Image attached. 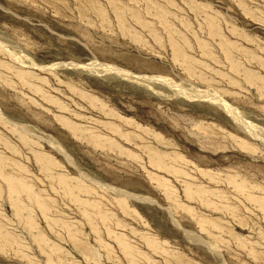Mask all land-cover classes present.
<instances>
[{
	"label": "rangeland",
	"instance_id": "rangeland-1",
	"mask_svg": "<svg viewBox=\"0 0 264 264\" xmlns=\"http://www.w3.org/2000/svg\"><path fill=\"white\" fill-rule=\"evenodd\" d=\"M0 110V264H264V0H0Z\"/></svg>",
	"mask_w": 264,
	"mask_h": 264
},
{
	"label": "bare ground",
	"instance_id": "bare-ground-1",
	"mask_svg": "<svg viewBox=\"0 0 264 264\" xmlns=\"http://www.w3.org/2000/svg\"><path fill=\"white\" fill-rule=\"evenodd\" d=\"M95 63H97V64H95ZM94 64L92 63V64H89V66L91 67H95L94 65H97L98 67H100V68H103V70L104 71H107V70H110L109 72H111V70H112V72H117L119 75L120 74H122L123 76H129V78H131V79H133V80H137V81H140V82H147V83H149L151 80L153 81V80H155V78L154 77H135V76H133V75H130V72H128V71H126V70H123V69H120V68H118V67H115V66H110V65H104L103 63L101 64L100 62H95ZM88 66V65H87ZM82 67V66H81ZM83 67H86V66H83ZM91 67V68H92ZM89 68V67H88ZM90 68V69H91ZM93 71V70H92ZM108 72V71H107ZM191 72V71H190ZM126 78H128V77H126ZM157 80H164V81H169V83L168 84H170V85H173L176 89H177V91H178V93L179 94H182L183 96H185V97H187V98H200V99H203V100H209L210 102H215L216 104H218V106H220L222 109H224L231 117H232V119L233 120H235L236 121V123H238V124H240L241 125V127L243 128V129H245V130H247V131H249V133H251V134H254L253 133V131L251 130V127H253V126H251L249 123H247V122H245V120L241 117V115H240V113L239 112H237V109L236 108H234V107H232L231 105H229L228 103H226L225 101H223L220 97H218L217 95H212L209 91H203V92H195V91H187L186 89H181V87L180 86H178V85H176V84H173V82L172 81H170V79H163L162 77H157L156 78ZM154 82V81H153ZM0 115L2 116V112H1V110H0ZM254 128H255V126H254ZM20 129V128H19ZM255 129H258L257 127L255 128ZM255 135V134H254ZM263 136V135H262ZM264 137V136H263ZM58 144V143H57ZM52 145H53V143H52ZM54 146H55V148L56 149H59L60 150V146L59 145H56V144H54ZM62 149V148H61ZM48 159V158H47ZM162 162V161H161ZM105 186V185H104ZM239 187V186H238ZM107 188H108V186H107ZM110 188V187H109ZM112 188V187H111ZM241 188V187H240ZM116 190V189H115ZM116 193H118L117 191H116ZM119 194H121V191H120V193ZM118 194V195H119ZM122 194H124V196H126V197H131V198H134V199H140V200H143V201H150V202H156V201H154V200H151V199H148V198H145V197H142V196H136V195H133V194H130V193H125V192H123ZM121 197V196H120ZM169 215H170V217H171V220L173 221V223L177 226V227H180L181 228V226H180V224H179V222L173 217V214H172V212H169ZM183 231H184V233L185 234H187V236L188 235H191L190 237H197V240L198 241H200V242H202L204 245H206L209 249H211L213 252H215L216 254H220V250L216 247V246H214V245H211V244H209L208 242H204L202 239H200L201 237H198L197 236V234L196 235H193V232L191 233V232H189V231H186V230H184L183 229ZM193 235V236H192ZM194 237V238H195ZM193 239V238H192Z\"/></svg>",
	"mask_w": 264,
	"mask_h": 264
}]
</instances>
